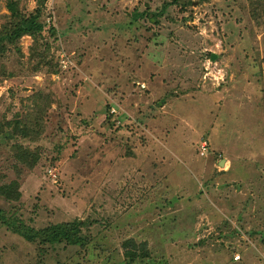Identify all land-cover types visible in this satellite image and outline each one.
Masks as SVG:
<instances>
[{"label": "rangeland", "instance_id": "1", "mask_svg": "<svg viewBox=\"0 0 264 264\" xmlns=\"http://www.w3.org/2000/svg\"><path fill=\"white\" fill-rule=\"evenodd\" d=\"M164 1L46 0L41 47L24 36L0 58V123L44 120L19 141L41 152L33 170L0 140V184L21 190L0 209L35 229L82 220L88 239L42 251L0 225V264H127L128 239L147 264H264V10L189 0L160 25L134 18Z\"/></svg>", "mask_w": 264, "mask_h": 264}, {"label": "trees", "instance_id": "2", "mask_svg": "<svg viewBox=\"0 0 264 264\" xmlns=\"http://www.w3.org/2000/svg\"><path fill=\"white\" fill-rule=\"evenodd\" d=\"M253 18L257 16L258 10H264V0H250ZM189 0H166L156 10L147 7L143 12L134 11L135 19H145L160 25L163 19L170 17V8L173 5L185 8ZM46 0H37V8L26 15L21 11L18 3L10 0L7 8L10 11V20L7 25L0 27V58L6 57L10 46H17L24 36H30L35 43L41 47V39L46 26L42 21ZM54 34V27L50 28ZM38 122L31 124V119H5L0 123V140L5 141L6 146L11 148L13 159L17 165L33 170L41 160L39 149L25 147L20 140L36 141L44 133L43 118L40 111L37 112ZM18 174L21 169L16 167ZM0 198L8 202H17L21 199L20 183L17 180L10 183L0 184ZM0 225L6 227L12 233L20 236L25 241L37 244L39 249L44 251V246L54 247L65 244L67 246L84 247L88 239L84 234L85 224L82 220L76 219L70 222L49 225L42 229H35L28 225L16 212L7 213L0 209ZM122 248L127 264H147L151 259V251L148 244L137 243L134 239L123 242Z\"/></svg>", "mask_w": 264, "mask_h": 264}, {"label": "built area", "instance_id": "3", "mask_svg": "<svg viewBox=\"0 0 264 264\" xmlns=\"http://www.w3.org/2000/svg\"><path fill=\"white\" fill-rule=\"evenodd\" d=\"M143 88H145V85H143ZM113 112H116V111L113 110ZM203 148L205 149V146H204ZM237 260H238V261L240 260V257H239V256L236 257V261H237Z\"/></svg>", "mask_w": 264, "mask_h": 264}, {"label": "water", "instance_id": "4", "mask_svg": "<svg viewBox=\"0 0 264 264\" xmlns=\"http://www.w3.org/2000/svg\"><path fill=\"white\" fill-rule=\"evenodd\" d=\"M212 60H214V55L212 56ZM224 163V162H223Z\"/></svg>", "mask_w": 264, "mask_h": 264}]
</instances>
